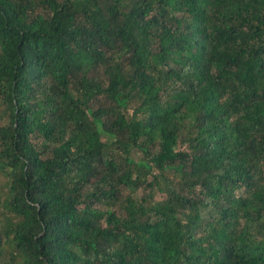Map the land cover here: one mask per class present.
Instances as JSON below:
<instances>
[{
    "label": "trees",
    "instance_id": "obj_1",
    "mask_svg": "<svg viewBox=\"0 0 264 264\" xmlns=\"http://www.w3.org/2000/svg\"><path fill=\"white\" fill-rule=\"evenodd\" d=\"M0 264H264V0H0Z\"/></svg>",
    "mask_w": 264,
    "mask_h": 264
},
{
    "label": "clouds",
    "instance_id": "obj_2",
    "mask_svg": "<svg viewBox=\"0 0 264 264\" xmlns=\"http://www.w3.org/2000/svg\"><path fill=\"white\" fill-rule=\"evenodd\" d=\"M223 122L225 123V125H226L225 128H226L228 124H233L236 121H235L234 117L227 115V117H223Z\"/></svg>",
    "mask_w": 264,
    "mask_h": 264
}]
</instances>
